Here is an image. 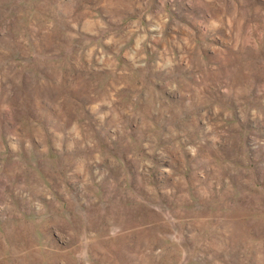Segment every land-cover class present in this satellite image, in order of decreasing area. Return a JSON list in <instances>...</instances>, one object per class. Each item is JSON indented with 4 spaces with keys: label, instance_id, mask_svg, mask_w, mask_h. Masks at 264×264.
Wrapping results in <instances>:
<instances>
[{
    "label": "rangeland",
    "instance_id": "374dc122",
    "mask_svg": "<svg viewBox=\"0 0 264 264\" xmlns=\"http://www.w3.org/2000/svg\"><path fill=\"white\" fill-rule=\"evenodd\" d=\"M0 264H264V0H0Z\"/></svg>",
    "mask_w": 264,
    "mask_h": 264
}]
</instances>
